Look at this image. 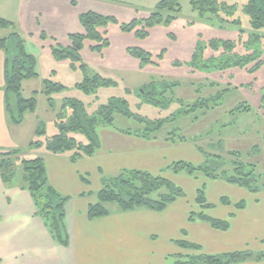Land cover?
Listing matches in <instances>:
<instances>
[{
  "label": "rangeland",
  "instance_id": "1",
  "mask_svg": "<svg viewBox=\"0 0 264 264\" xmlns=\"http://www.w3.org/2000/svg\"><path fill=\"white\" fill-rule=\"evenodd\" d=\"M74 1H76V8L80 13L91 10L117 20V22L109 21L102 29L106 30L109 40L108 47L101 52L91 51L89 47L95 44V41L86 40L81 51V62L88 67V70L97 73L102 78L110 79L115 84L100 87L90 94L84 93L75 86L83 77L80 64L76 63L75 69H72L70 60L59 61L51 55L49 58V48L43 47L41 53L45 54L42 55V59L46 62H43L42 59L39 62L41 68L40 71L38 70L39 77L41 75L42 79L49 78L60 82L66 86V89L52 93L50 97L53 106H49L48 96L42 92V81L41 83L37 80L31 81L40 85L39 92L41 94L36 96L35 112L25 113L20 122L21 126L17 128L23 139L29 138V142L24 148H13L18 151V157L34 158L38 156L39 148L44 151V145L36 146L35 143H44L46 137L55 133L56 114L60 111L65 98L83 102L88 113L95 111L98 106L108 103L111 98H120L127 102L132 117L115 114L113 128L123 133L129 131L134 135H140L148 131L146 128L153 127L148 121L162 119L168 123H165L160 131H148V133L152 132V137L149 135L151 138L144 139H162L171 142L167 138H170L168 133L173 132L183 137L184 141L180 142L183 145H177L172 153L174 156L158 169L121 168L116 173L107 176L106 179L119 176L125 170L135 169L164 177L183 189V197L188 199L190 212L196 214L202 211L195 201L196 192L201 187H204L205 196L208 191L209 197L223 195L233 200L242 199L244 195L241 191L242 187L238 188L228 182L227 184L223 183L222 186L217 185L210 181L224 180L211 179L202 173H197L194 176L185 172L174 173L169 166L180 160L191 162L196 166L207 164L214 166L216 164L213 161L216 160L214 156H219L221 164H217L219 169L216 174H221V172L231 174L232 161L235 159L248 168L253 166L256 175L264 174V27L259 31H253L250 28L248 17L241 11L245 0H230V3L237 5L235 17L241 22L238 26L221 25L209 15L201 18L197 11L192 9L190 0H180V12L176 18L169 24L162 23L153 26L149 35L144 38L137 37L132 32L122 31L119 23L148 16L159 0ZM166 15L165 12L164 16ZM47 29L51 34H44L49 40H53L52 37H49L50 35L59 36L66 33L65 28ZM252 35H258L259 39L248 43L247 41ZM62 37L56 42H64L67 35ZM34 38L43 42L39 37ZM210 39L232 40L236 43L234 53L237 55L254 54L258 57L243 67L234 64L222 66L220 52L214 53L207 47V42ZM27 40H25L27 51L32 52V55L38 54L40 46L34 40ZM128 48L144 49L150 54L152 63L141 66L140 61L127 52ZM196 50L198 57L192 61V55ZM212 55L213 58L210 60ZM259 60H261L260 66L255 68L254 65ZM233 61L234 59L230 60L231 63ZM51 70H55L56 74H53ZM152 83L160 86L155 89L157 95H152L158 100L155 104L147 100L145 95L138 93L142 87ZM31 90V87L25 88L22 95L30 94ZM206 99L209 104L202 101ZM195 104L201 105L195 107V111L184 114ZM205 106H208L209 109H203ZM41 127L45 132L39 134ZM108 127L111 126L101 128ZM156 133H158L157 137L154 136ZM2 152H6V150H2L0 153ZM31 152L32 154H30ZM230 152L235 155L229 154ZM64 154L70 156L71 153ZM89 179L94 185L95 181L92 175ZM101 187V184H97L93 187L96 190L91 191L95 198L94 202L97 199L96 191ZM111 207L116 206L110 205ZM203 211L205 212V210ZM195 221L201 220L196 219ZM176 247V251L166 254L164 257L161 255L157 264H171L177 255L183 254L178 252L179 246L176 245ZM181 249L187 250L186 252L189 254L198 253L191 249Z\"/></svg>",
  "mask_w": 264,
  "mask_h": 264
},
{
  "label": "crops",
  "instance_id": "2",
  "mask_svg": "<svg viewBox=\"0 0 264 264\" xmlns=\"http://www.w3.org/2000/svg\"><path fill=\"white\" fill-rule=\"evenodd\" d=\"M79 14L74 0H0V18L12 22L24 41L34 40L40 46L39 53L33 55L37 72L41 70L39 62L45 54L41 53L43 47H48L49 58L52 56L50 44L53 41L41 38L40 33L51 34L47 28H65L66 33L49 36L58 40L65 34L82 32ZM0 31L1 37L10 30L2 28ZM67 40L60 43L66 46ZM51 71L56 74L55 70ZM40 77L38 72L37 77L24 80L22 92L31 87L30 94L34 91L41 94L40 85L31 82L41 83ZM5 86V53L0 49V152L24 148L29 142V138L23 139L17 130L21 123L9 121ZM98 135L100 147L95 154L75 162L68 154L50 153L45 148L37 152L45 162L49 183L62 195L69 196L65 206L69 234L66 247L53 241L41 218L35 215L29 193L18 187H5L0 178V264H157L161 255L164 257L177 250L175 241L181 239L198 244L206 254L264 251V191L251 193L243 188L242 199L229 197L231 204L224 205L220 202L223 195L209 197L206 188L207 202L213 207L205 213L227 220L229 228L225 231L214 229L203 221H188L191 208L187 197L175 200L162 212L143 208L123 212L111 207L109 215L89 219L87 207L95 200L91 191L101 184L102 176L112 175L121 168L158 169L174 156L172 153L177 145H183L162 139L147 140L113 127L99 128ZM91 175L94 185L89 179ZM81 176L86 182L81 181ZM210 182L220 186L227 184L220 180ZM240 201L245 205L238 209L235 204ZM186 251L178 247V252L189 254ZM232 264H264V259Z\"/></svg>",
  "mask_w": 264,
  "mask_h": 264
},
{
  "label": "trees",
  "instance_id": "3",
  "mask_svg": "<svg viewBox=\"0 0 264 264\" xmlns=\"http://www.w3.org/2000/svg\"><path fill=\"white\" fill-rule=\"evenodd\" d=\"M180 0H159L154 10L146 17L133 18L128 22L119 23V27L124 32H132L137 37L144 38L149 35L150 29L158 24L171 23L180 12ZM193 10L197 11L201 18L206 16L214 17L221 25L233 24L240 25V20L235 17L237 5L230 3V0H190ZM241 11L248 17L250 28L253 31H259L264 27V0H245ZM167 13L164 16V13ZM82 32H72L67 35L68 45L63 46L53 38L50 44L52 56L56 60H70L71 68L75 69V64H80L83 73L82 79L76 83V88L86 94L95 92L100 87L113 86L115 82L110 79L102 78L97 73L88 70V67L81 62V51L86 40L95 41L89 49L91 51L101 52L109 46V40L106 36L104 27L109 21L117 22L110 16H104L95 11H84L78 16ZM13 23L0 18V29L5 28L10 31L6 36L0 37V49L5 53V109L9 121L19 124L23 120L25 113H34L37 107V91L29 97L22 95V82L27 79L38 76L36 71V59L25 48L24 39L14 30ZM41 38H46L44 32L40 33ZM241 37V36H240ZM258 35H252L248 43L252 40L257 41ZM207 47L214 53L220 52L222 57V66L232 64L244 66L249 61L258 56L247 54L239 56L234 53L236 43L232 40L210 39ZM127 52L140 61V65L152 63L150 54L141 48H128ZM198 57L197 50L192 55V61ZM213 55L210 56V60ZM234 59L231 63L230 60ZM261 60L254 65L260 66ZM254 68V69H255ZM53 73V72H52ZM43 93L48 96L49 106H53L52 93H58L66 89V86L60 82L49 78L42 79ZM160 88L153 83L142 87L139 94L145 95L151 103H157L155 89ZM209 104V101L202 100ZM201 104H195L189 111H195ZM244 108V107H242ZM203 109H209L205 106ZM115 114H121L125 117H132L127 106V102L120 98H111L108 103L100 105L91 113H88L83 102L65 98L60 111L56 114L54 121L56 131L43 142H36V146L44 145L50 153H71L69 159L72 162L85 157H91L100 147L98 129L104 126H113ZM153 127L146 128L148 131H160L166 122L158 119L148 121ZM136 134L143 138L152 137V132ZM44 128L39 129V134L44 133ZM130 133L129 131H126ZM153 132V133H154ZM172 132V131H171ZM170 134L167 138L173 143L183 142L184 139L178 133ZM158 133L154 136L157 137ZM149 137V138H151ZM229 154L235 155L233 152ZM17 150H8L0 153V177L6 187L17 186L26 190L35 206V215L41 218L49 235L61 246L69 245V235L65 224L66 210L65 206L69 196L59 193L48 181L45 162L42 157L34 158L18 157ZM216 164L212 165H194L188 161H176L169 167L174 173L185 172L191 176L202 173L211 179H223L224 181L242 187L251 193L264 190V174L256 175L253 166L248 168L242 162L235 159L232 161V173L218 171L217 164H221V158L214 156ZM81 181L86 182L81 176ZM102 187L96 191V202L87 207V217L95 219L110 214V205H115L119 211H131L139 208L152 210L155 212L164 211L169 204L176 199L184 196L181 187L175 185L172 181L154 176L147 171L125 170L119 176L106 179L101 178ZM163 189V190H162ZM162 190V191H161ZM196 203L201 207L198 214L189 213V221L199 219L208 223L212 228L225 231L229 228L227 220H221L208 216L203 210L213 207L212 203L207 202L204 187L196 192ZM221 204H231L226 196L221 197ZM244 201L236 204V208H243ZM232 215V214H231ZM175 244L180 248L191 249L198 253L179 254L171 264H232L247 259L260 261L264 259V251L252 252H229L223 254H206L201 252L198 244L192 243L186 239L176 240Z\"/></svg>",
  "mask_w": 264,
  "mask_h": 264
},
{
  "label": "water",
  "instance_id": "4",
  "mask_svg": "<svg viewBox=\"0 0 264 264\" xmlns=\"http://www.w3.org/2000/svg\"><path fill=\"white\" fill-rule=\"evenodd\" d=\"M141 91V90H140ZM142 92V91H141Z\"/></svg>",
  "mask_w": 264,
  "mask_h": 264
}]
</instances>
